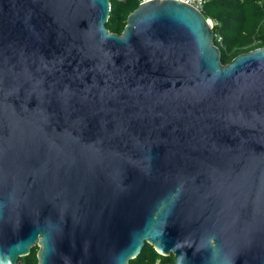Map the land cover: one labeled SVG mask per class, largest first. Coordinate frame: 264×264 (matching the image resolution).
I'll return each instance as SVG.
<instances>
[{
  "label": "water",
  "instance_id": "obj_1",
  "mask_svg": "<svg viewBox=\"0 0 264 264\" xmlns=\"http://www.w3.org/2000/svg\"><path fill=\"white\" fill-rule=\"evenodd\" d=\"M0 0V264H264V46L147 0Z\"/></svg>",
  "mask_w": 264,
  "mask_h": 264
},
{
  "label": "trees",
  "instance_id": "obj_2",
  "mask_svg": "<svg viewBox=\"0 0 264 264\" xmlns=\"http://www.w3.org/2000/svg\"><path fill=\"white\" fill-rule=\"evenodd\" d=\"M139 1L109 0L107 29L120 34L127 15ZM201 12L211 21L214 43L223 64L240 53L264 46V0H207ZM37 249L35 246L28 255L19 257L18 264H37ZM129 264H174V261L172 256L162 255L146 243Z\"/></svg>",
  "mask_w": 264,
  "mask_h": 264
},
{
  "label": "built area",
  "instance_id": "obj_3",
  "mask_svg": "<svg viewBox=\"0 0 264 264\" xmlns=\"http://www.w3.org/2000/svg\"><path fill=\"white\" fill-rule=\"evenodd\" d=\"M145 1L147 0H140L139 3L145 2ZM181 1H184L201 11L203 8V5L205 4L207 0H181ZM109 11H110V7H109Z\"/></svg>",
  "mask_w": 264,
  "mask_h": 264
},
{
  "label": "rangeland",
  "instance_id": "obj_4",
  "mask_svg": "<svg viewBox=\"0 0 264 264\" xmlns=\"http://www.w3.org/2000/svg\"><path fill=\"white\" fill-rule=\"evenodd\" d=\"M210 24H211V21H210ZM211 26H212V24H211Z\"/></svg>",
  "mask_w": 264,
  "mask_h": 264
},
{
  "label": "clouds",
  "instance_id": "obj_5",
  "mask_svg": "<svg viewBox=\"0 0 264 264\" xmlns=\"http://www.w3.org/2000/svg\"><path fill=\"white\" fill-rule=\"evenodd\" d=\"M209 22H210V20H209Z\"/></svg>",
  "mask_w": 264,
  "mask_h": 264
}]
</instances>
